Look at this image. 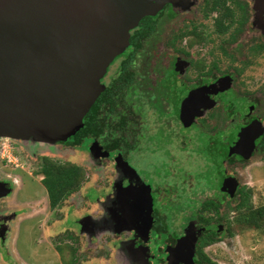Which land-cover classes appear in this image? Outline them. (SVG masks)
<instances>
[{"label":"flooded vegetation","instance_id":"af4514ba","mask_svg":"<svg viewBox=\"0 0 264 264\" xmlns=\"http://www.w3.org/2000/svg\"><path fill=\"white\" fill-rule=\"evenodd\" d=\"M129 32L128 45L100 79L103 89L83 117L78 143L74 137L56 143L95 162L96 185L109 187L99 198L103 209L122 205L115 192L127 191L129 223L115 234L127 243L125 264H228L219 248H227L236 226L224 206L240 183L233 195L222 185L236 177L227 167L248 160L240 155L245 146L236 152L233 143L246 128H262L251 154H264V85L250 88L244 77L264 52V0H167ZM3 146L1 141L0 152ZM19 155L12 161L0 154V264L31 260L23 256L22 234L35 236L50 215V248L33 239L34 264H83L79 232L90 214L65 209L76 187L53 205L43 176L37 179L21 165L32 155ZM60 155L40 154L33 161H41L40 169L47 160L70 162ZM139 155L148 161L137 165ZM107 165L110 179L103 177ZM33 182L46 190L43 207L44 194L27 189ZM42 210L49 215L40 216ZM87 220L96 238L91 229L99 220Z\"/></svg>","mask_w":264,"mask_h":264},{"label":"water","instance_id":"95a60500","mask_svg":"<svg viewBox=\"0 0 264 264\" xmlns=\"http://www.w3.org/2000/svg\"><path fill=\"white\" fill-rule=\"evenodd\" d=\"M165 1L0 0V139L55 143L73 135L130 29ZM254 128L233 143L232 151L245 146V159L263 132ZM238 184L229 176L222 187L233 195Z\"/></svg>","mask_w":264,"mask_h":264},{"label":"rangeland","instance_id":"374dc122","mask_svg":"<svg viewBox=\"0 0 264 264\" xmlns=\"http://www.w3.org/2000/svg\"><path fill=\"white\" fill-rule=\"evenodd\" d=\"M244 77L246 86L250 88L254 87L258 82H262V85H264V52H262L261 55L256 56L253 62L247 65ZM1 141L4 142V147L1 149L3 154H1V152L0 154L8 159L11 158L12 161L15 158L18 159L20 156L19 154H24L26 157H29V154L32 155L33 159L30 160L29 157L27 160V158H25L26 164L21 162V165L24 166V169H26L27 172H33L37 179H40L43 176L40 172V167H38L41 161L39 162V159L36 161L33 160L40 154H61V157L59 158L60 161H63V158L65 157L69 159L68 161H70V163L79 166L82 169L83 175L78 187L75 188L78 190L76 191L74 189L76 192L73 191L75 195L72 196L73 193H70L71 195L67 198L69 202L65 203L67 205L65 209L69 210L68 212L74 216H80L82 213L90 214L85 217L86 221L82 223V229L81 232H79L81 241L80 244L78 243V248L83 249L86 252V256L83 258V264H125L126 261L124 255L126 254L125 249H127V243H119L118 239L120 236L117 235L124 233L126 231V226L129 223L127 220L129 205L125 203L127 191L118 190L115 192L114 198L123 202L122 205L115 204L109 209H103L99 198H102L103 194H106L109 187H107V189H99L100 186L96 185L99 181V177L96 175L98 172L97 165L95 162L87 160V154L83 153L78 148L61 147L56 142L45 143L35 141L34 143L9 137H3L0 139V143ZM147 161V158L139 155L137 165H143ZM109 169V165L104 166L103 168V177L105 179L113 177V172ZM227 169L238 178L240 187L242 188L240 194H244V190L250 191L251 193L249 192V203H247V205H239L242 198V195L239 196V194L231 201L226 202L227 204L225 203L228 206H224L228 218L230 222L236 226V232L230 233V236L232 235L230 238L233 240H229L226 244L227 248H219V258H223L225 262L228 260V264H264V221L262 224L260 223L261 225L259 227H255L249 225L247 221H244L245 218H243L244 214L249 212L250 207L255 208L264 206V154L257 152L248 158V160L239 164L230 165ZM93 186L98 189L97 192L91 189ZM27 189L30 192L34 191V194H39V196L44 194L38 204V206L43 207L47 196L43 185L40 184L38 186L35 182L28 183ZM71 197H74L76 202H71ZM46 214L49 215V212L45 213L44 210L39 212L40 216ZM112 216L113 220L116 221V224H124L119 225L121 227L112 225L114 223V221L111 220ZM88 218L99 220V222L92 224L94 227L91 229L97 232L98 235L96 238L88 232L87 225L90 224L87 222ZM50 220L51 221L47 223H42V229H38L35 236L23 232L21 239L22 253H25L26 255L23 256L31 260L21 258V264L35 263L33 257L37 252L35 249L32 250L31 242L34 239L36 246L44 248V245H42L41 242L49 240L48 235L53 233V229H51V226L53 225H51V222H54L55 216L50 215ZM72 227L74 226L72 225L71 228ZM116 233L117 235H115ZM118 244H120L119 247ZM36 246L34 247L36 248ZM48 247L49 245L47 243L45 249Z\"/></svg>","mask_w":264,"mask_h":264},{"label":"trees","instance_id":"16d2710c","mask_svg":"<svg viewBox=\"0 0 264 264\" xmlns=\"http://www.w3.org/2000/svg\"><path fill=\"white\" fill-rule=\"evenodd\" d=\"M93 111L94 108L91 109V112ZM92 116L93 118L91 120L93 122L95 118L94 114H92ZM78 130L73 135L69 136L74 137V139L77 138V143L78 138L80 137V131ZM40 172L43 174L42 181L47 187L49 198L53 205L64 197L65 192L69 193L73 188L77 187L83 175L82 169L76 164L70 162L58 164L52 163L49 160L44 162ZM67 188L69 190H67ZM240 190H242L241 187H239L238 191L239 196L242 195L239 205H247V203H249L248 198L251 192L244 190V194H240ZM243 218H245L244 221H247L249 225L259 227L264 221V206L255 208L250 207L249 212L245 213Z\"/></svg>","mask_w":264,"mask_h":264},{"label":"built area","instance_id":"2783aa9c","mask_svg":"<svg viewBox=\"0 0 264 264\" xmlns=\"http://www.w3.org/2000/svg\"><path fill=\"white\" fill-rule=\"evenodd\" d=\"M4 147V146H3ZM1 154H3V152H1Z\"/></svg>","mask_w":264,"mask_h":264}]
</instances>
